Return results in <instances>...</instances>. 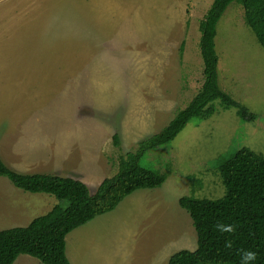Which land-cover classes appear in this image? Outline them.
I'll return each mask as SVG.
<instances>
[{"label":"rangeland","instance_id":"rangeland-1","mask_svg":"<svg viewBox=\"0 0 264 264\" xmlns=\"http://www.w3.org/2000/svg\"><path fill=\"white\" fill-rule=\"evenodd\" d=\"M212 1L0 0L1 160L15 172L77 179L94 192L117 172L119 156L161 131L197 93L198 27ZM214 41L220 88L255 120L217 100L210 118L192 119L147 152L139 164L165 174L164 183L66 234L70 264H167L193 251L196 234L178 199L223 196L217 162L241 148L264 157V49L236 1ZM57 204L0 177V230L25 227ZM13 264L41 263L20 255Z\"/></svg>","mask_w":264,"mask_h":264},{"label":"trees","instance_id":"trees-1","mask_svg":"<svg viewBox=\"0 0 264 264\" xmlns=\"http://www.w3.org/2000/svg\"><path fill=\"white\" fill-rule=\"evenodd\" d=\"M234 1L241 5L244 24L264 49V0H213L198 27L203 69L197 93L161 131L138 142L134 152L119 156L117 172L103 179L94 192L77 179L49 173L15 172L0 158V177L15 188L48 194L60 202L25 227L0 230V264H13L20 255L32 257L41 264H70L65 254L64 236L75 227L113 211L133 192L161 186L166 175L142 167L140 159L147 152L173 141L192 119L210 118L215 111L214 101L218 100L225 109H236L243 121L255 120V115L218 84L216 28L224 11ZM114 144H118L115 136ZM216 170L224 187L223 196L178 199V205L191 219L196 248L172 254L167 264H243L241 249L256 252V259L249 264H264V157L244 147L219 160ZM187 180L201 186L194 176H187ZM61 202L66 205L62 206ZM218 224L232 225L235 231L221 233L216 227ZM226 241L232 242L231 248L225 247Z\"/></svg>","mask_w":264,"mask_h":264},{"label":"clouds","instance_id":"clouds-1","mask_svg":"<svg viewBox=\"0 0 264 264\" xmlns=\"http://www.w3.org/2000/svg\"><path fill=\"white\" fill-rule=\"evenodd\" d=\"M216 227L221 233H223V232L233 233L235 231V228L232 225L218 224ZM225 247L231 248L232 242L226 241ZM240 255H241V260H242L243 264H249V262L254 261L256 259L257 254L254 251L241 249Z\"/></svg>","mask_w":264,"mask_h":264},{"label":"crops","instance_id":"crops-1","mask_svg":"<svg viewBox=\"0 0 264 264\" xmlns=\"http://www.w3.org/2000/svg\"><path fill=\"white\" fill-rule=\"evenodd\" d=\"M114 211V210H113Z\"/></svg>","mask_w":264,"mask_h":264}]
</instances>
